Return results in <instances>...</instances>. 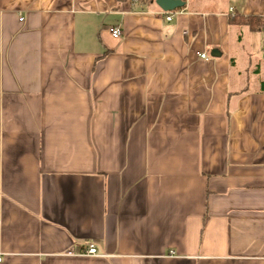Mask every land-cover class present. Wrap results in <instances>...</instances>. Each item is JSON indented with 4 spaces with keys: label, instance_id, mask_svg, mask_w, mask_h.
<instances>
[{
    "label": "crops",
    "instance_id": "crops-1",
    "mask_svg": "<svg viewBox=\"0 0 264 264\" xmlns=\"http://www.w3.org/2000/svg\"><path fill=\"white\" fill-rule=\"evenodd\" d=\"M184 1L0 0V264H264V0Z\"/></svg>",
    "mask_w": 264,
    "mask_h": 264
},
{
    "label": "built area",
    "instance_id": "built-area-1",
    "mask_svg": "<svg viewBox=\"0 0 264 264\" xmlns=\"http://www.w3.org/2000/svg\"><path fill=\"white\" fill-rule=\"evenodd\" d=\"M166 13H167V19L168 20H171L172 19V15L171 14H169L170 13V11H165ZM110 32H111V34L114 36V37H116V38H121L122 37V34H123V32H122V29H121V27H119V26H113V27H111L110 28ZM201 56L202 57H204V58H206L207 57V53H205V52H203V53H201ZM70 254L71 253H73V252H69ZM85 254H88V255H100V253H99V251H98V249H97V246H96V244L94 243V242H91L89 245H88V248H87V250H85V252H84ZM173 253V252H172ZM2 260V258L0 257V261Z\"/></svg>",
    "mask_w": 264,
    "mask_h": 264
},
{
    "label": "water",
    "instance_id": "water-1",
    "mask_svg": "<svg viewBox=\"0 0 264 264\" xmlns=\"http://www.w3.org/2000/svg\"><path fill=\"white\" fill-rule=\"evenodd\" d=\"M155 2L164 11H173L185 5L184 0H155Z\"/></svg>",
    "mask_w": 264,
    "mask_h": 264
},
{
    "label": "trees",
    "instance_id": "trees-1",
    "mask_svg": "<svg viewBox=\"0 0 264 264\" xmlns=\"http://www.w3.org/2000/svg\"><path fill=\"white\" fill-rule=\"evenodd\" d=\"M181 7L177 8V9H180ZM239 15H235L234 19H239L238 18ZM247 19V18H246ZM244 20L242 19L243 21H246V22H254L256 24V26H252L253 28H259V29H263L264 28V23L263 21H260V19H256V18H251V19H248V20Z\"/></svg>",
    "mask_w": 264,
    "mask_h": 264
}]
</instances>
